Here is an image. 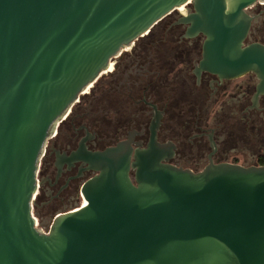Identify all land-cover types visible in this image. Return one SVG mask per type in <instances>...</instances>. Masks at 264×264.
<instances>
[{
	"label": "water",
	"instance_id": "obj_1",
	"mask_svg": "<svg viewBox=\"0 0 264 264\" xmlns=\"http://www.w3.org/2000/svg\"><path fill=\"white\" fill-rule=\"evenodd\" d=\"M188 2L201 67L256 74L264 45L246 44L264 0H0V264H264V166L164 163V148L128 143L87 153L99 175L87 205L44 232L33 211L45 146L112 59ZM135 176H131V171Z\"/></svg>",
	"mask_w": 264,
	"mask_h": 264
},
{
	"label": "flooded vegetation",
	"instance_id": "obj_2",
	"mask_svg": "<svg viewBox=\"0 0 264 264\" xmlns=\"http://www.w3.org/2000/svg\"><path fill=\"white\" fill-rule=\"evenodd\" d=\"M194 12V3L183 5L123 49L58 122L38 172L40 226L81 206L83 187L99 175L87 153L122 143L134 155L155 140L164 163L195 173L210 165L264 166L259 80L254 73L225 78L201 67L206 37L191 36L185 21ZM249 15L246 44L264 45V3Z\"/></svg>",
	"mask_w": 264,
	"mask_h": 264
},
{
	"label": "rangeland",
	"instance_id": "obj_3",
	"mask_svg": "<svg viewBox=\"0 0 264 264\" xmlns=\"http://www.w3.org/2000/svg\"><path fill=\"white\" fill-rule=\"evenodd\" d=\"M81 203H82V201H81ZM33 211L36 213V207H34ZM37 221H38V227L40 229H42L44 232H46V231H48L50 229L51 225H50V227H47V228L40 226V222H39V217L38 216H37Z\"/></svg>",
	"mask_w": 264,
	"mask_h": 264
},
{
	"label": "built area",
	"instance_id": "obj_4",
	"mask_svg": "<svg viewBox=\"0 0 264 264\" xmlns=\"http://www.w3.org/2000/svg\"><path fill=\"white\" fill-rule=\"evenodd\" d=\"M188 3H190V2H188ZM188 3H187V4H188ZM83 200H84V199L82 198V203H81V206L83 205ZM36 221H37V220H36ZM36 226H38V221H37V224H36ZM46 232H47V231H46Z\"/></svg>",
	"mask_w": 264,
	"mask_h": 264
},
{
	"label": "bare ground",
	"instance_id": "obj_5",
	"mask_svg": "<svg viewBox=\"0 0 264 264\" xmlns=\"http://www.w3.org/2000/svg\"><path fill=\"white\" fill-rule=\"evenodd\" d=\"M88 203H87V201L86 200H84V202H83V205H87Z\"/></svg>",
	"mask_w": 264,
	"mask_h": 264
}]
</instances>
